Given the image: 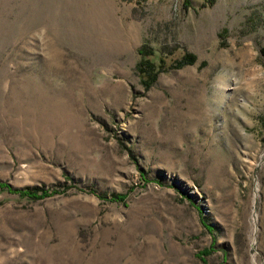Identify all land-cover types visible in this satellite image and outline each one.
<instances>
[{
  "label": "rangeland",
  "instance_id": "374dc122",
  "mask_svg": "<svg viewBox=\"0 0 264 264\" xmlns=\"http://www.w3.org/2000/svg\"><path fill=\"white\" fill-rule=\"evenodd\" d=\"M263 46L264 0H0V264H264Z\"/></svg>",
  "mask_w": 264,
  "mask_h": 264
},
{
  "label": "trees",
  "instance_id": "16d2710c",
  "mask_svg": "<svg viewBox=\"0 0 264 264\" xmlns=\"http://www.w3.org/2000/svg\"><path fill=\"white\" fill-rule=\"evenodd\" d=\"M261 53L264 58V46L261 48ZM139 54H141L143 57L148 56L152 53H145L143 49H139ZM141 58L140 61L137 64V71L139 72L140 76L142 78H147V83L146 85L149 86L155 82L157 79V76L159 74V71L161 68L165 66V61L162 57H160V64L157 66L155 62L150 60L149 58ZM196 55L193 53H184L183 56L177 60H175L173 64L170 65V68H179L182 67L186 64H193L196 61ZM203 64V63H202ZM6 188L9 191L12 190V187L7 185L4 182L0 181V189ZM16 192H18L20 195L25 196V197H36L38 196L39 192H41L42 195L46 194V190L44 187H26L23 189H16ZM40 196V195H39ZM207 252V251H205Z\"/></svg>",
  "mask_w": 264,
  "mask_h": 264
}]
</instances>
